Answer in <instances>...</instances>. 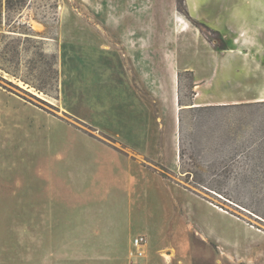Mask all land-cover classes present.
Listing matches in <instances>:
<instances>
[{
	"label": "rangeland",
	"instance_id": "374dc122",
	"mask_svg": "<svg viewBox=\"0 0 264 264\" xmlns=\"http://www.w3.org/2000/svg\"><path fill=\"white\" fill-rule=\"evenodd\" d=\"M242 1L0 0V264H264Z\"/></svg>",
	"mask_w": 264,
	"mask_h": 264
},
{
	"label": "crops",
	"instance_id": "0c3cea01",
	"mask_svg": "<svg viewBox=\"0 0 264 264\" xmlns=\"http://www.w3.org/2000/svg\"><path fill=\"white\" fill-rule=\"evenodd\" d=\"M242 3L246 4V11H245L247 14L246 18L248 17L249 13L252 15L251 16L252 18L264 14L263 5H262L264 4V0H245V1L243 0ZM248 5H249V10L247 11ZM260 93L264 94V90L261 91ZM73 227H79V226H73ZM81 229L82 228H80V230ZM203 236L205 239H211V237L208 234H204Z\"/></svg>",
	"mask_w": 264,
	"mask_h": 264
},
{
	"label": "built area",
	"instance_id": "2783aa9c",
	"mask_svg": "<svg viewBox=\"0 0 264 264\" xmlns=\"http://www.w3.org/2000/svg\"><path fill=\"white\" fill-rule=\"evenodd\" d=\"M136 239H137V244H139L140 242L145 240V238L143 236L137 237Z\"/></svg>",
	"mask_w": 264,
	"mask_h": 264
},
{
	"label": "bare ground",
	"instance_id": "6f19581e",
	"mask_svg": "<svg viewBox=\"0 0 264 264\" xmlns=\"http://www.w3.org/2000/svg\"><path fill=\"white\" fill-rule=\"evenodd\" d=\"M256 101H264V97H261V98L257 99ZM142 254H143V251H142Z\"/></svg>",
	"mask_w": 264,
	"mask_h": 264
},
{
	"label": "trees",
	"instance_id": "16d2710c",
	"mask_svg": "<svg viewBox=\"0 0 264 264\" xmlns=\"http://www.w3.org/2000/svg\"><path fill=\"white\" fill-rule=\"evenodd\" d=\"M12 0H10V2H11Z\"/></svg>",
	"mask_w": 264,
	"mask_h": 264
}]
</instances>
